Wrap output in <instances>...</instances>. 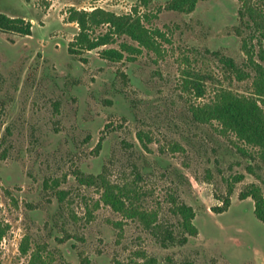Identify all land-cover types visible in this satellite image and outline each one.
Returning <instances> with one entry per match:
<instances>
[{
  "label": "rangeland",
  "instance_id": "rangeland-1",
  "mask_svg": "<svg viewBox=\"0 0 264 264\" xmlns=\"http://www.w3.org/2000/svg\"><path fill=\"white\" fill-rule=\"evenodd\" d=\"M169 1L0 0V12L31 23L27 36L0 30V220L8 225L0 264H27L37 246L53 264H264V223L253 200L239 198L250 182L264 193V163L241 154L242 143L216 122L193 121L188 109L217 84L250 91L251 79L236 80L221 58L249 72L243 44L255 55L259 33L247 16L239 20V0H199L189 13L167 9ZM246 1L264 14V0ZM94 8L139 17L152 46L106 60L102 49L137 43L100 23L89 37L109 41L71 53L79 27L70 12ZM182 70L211 76L203 97L184 85ZM102 171L135 187L142 205L158 211L159 228L123 218L79 180ZM238 174L244 178L235 183ZM230 184L228 208L213 211ZM171 200L195 212L197 234L184 243Z\"/></svg>",
  "mask_w": 264,
  "mask_h": 264
},
{
  "label": "trees",
  "instance_id": "trees-1",
  "mask_svg": "<svg viewBox=\"0 0 264 264\" xmlns=\"http://www.w3.org/2000/svg\"><path fill=\"white\" fill-rule=\"evenodd\" d=\"M198 1L170 0L166 8L189 13L195 8ZM239 1L241 2L238 9L239 20L247 16L245 19L246 26L250 25L254 31L259 33V47L254 55L251 50L247 49L246 41L243 44L247 56V66L250 67L249 72L235 66L231 58H221V60L231 69L229 71L236 80L251 79L250 91L241 93L230 87L217 84L213 89L212 96L207 101L191 104L188 109L193 121L200 124L216 122L219 127L218 131L221 134H232L237 141L242 143L236 146L241 154L254 161L264 163V14L260 15L255 12L246 0ZM69 19L76 22L79 27V32L68 45V50L71 53L92 50L109 41L108 34L97 39L89 37V29L100 23L108 24L114 34L128 37L137 43V46H132L123 42L121 43V49H102L100 54L106 60L120 61L126 59L124 51L131 55L141 53L143 47L150 48L152 46L150 32L142 25L139 17L131 18L129 15H116L101 8H94L90 11L72 9ZM0 30L27 36L31 34V23L23 18L11 17L0 12ZM127 59L133 60V58ZM182 76L185 82L184 85L194 91L195 96L198 98L205 95L204 83L212 79L211 76H205L202 72L193 70H182ZM137 135L141 141L143 135L146 136L142 132H138ZM255 165L248 164L246 170L256 179L262 181L260 174L256 172ZM243 178V174H238L234 178V182H240ZM79 180L82 184L96 186L100 190V201L123 218L136 220L146 229L159 228V225H157L158 211L146 209L140 202L138 190L132 187L131 184L119 185L112 182L104 171L98 174L81 176ZM232 192L233 186L230 184L227 190L228 195L222 199L220 206L213 208V211L217 213L225 211L229 206V195ZM247 197L253 200L255 217L264 223V193L261 185L255 182L246 184L240 191L239 198L245 199ZM171 201H173L171 212L179 218L181 231L179 241L184 243L188 236L197 234V228L193 223L195 212L190 205L184 202ZM7 230L8 225L0 220V241ZM166 231L165 237L174 241L175 237L172 232ZM29 249L28 242L23 239L19 246L20 252L26 254ZM27 264H53V257L50 253L45 252L43 247L37 246L30 251Z\"/></svg>",
  "mask_w": 264,
  "mask_h": 264
}]
</instances>
